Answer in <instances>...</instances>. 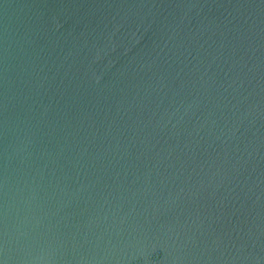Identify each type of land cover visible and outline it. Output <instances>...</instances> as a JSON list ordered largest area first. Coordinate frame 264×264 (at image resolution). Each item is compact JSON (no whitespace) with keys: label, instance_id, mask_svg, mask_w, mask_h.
<instances>
[{"label":"water","instance_id":"1","mask_svg":"<svg viewBox=\"0 0 264 264\" xmlns=\"http://www.w3.org/2000/svg\"><path fill=\"white\" fill-rule=\"evenodd\" d=\"M0 264H264V0H0Z\"/></svg>","mask_w":264,"mask_h":264}]
</instances>
